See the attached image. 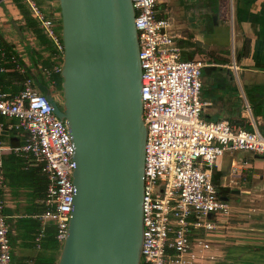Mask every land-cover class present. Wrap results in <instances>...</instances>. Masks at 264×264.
<instances>
[{"label":"built area","instance_id":"obj_1","mask_svg":"<svg viewBox=\"0 0 264 264\" xmlns=\"http://www.w3.org/2000/svg\"><path fill=\"white\" fill-rule=\"evenodd\" d=\"M25 2L54 45L53 67L42 69L44 82L54 87V76L63 66V38L56 18L36 0ZM132 2L142 65V117L147 127L141 264H202L214 254L203 236L192 238L193 231L220 229L224 225L207 216L220 212L230 217L232 212V205L219 196L213 182V166L226 152L239 149L264 155V134L226 119L204 118L205 108L212 105L202 98L204 68L213 63L209 58L182 57L178 39L169 31L170 19L158 14V0ZM12 61L13 69L24 71L15 56ZM6 70L0 62V74ZM62 101L57 100L63 110ZM6 130L24 132L23 143L15 149L42 165L48 176L46 209L37 217L42 224L54 223L56 239L63 244L77 193L73 182L76 146L68 121L57 115L32 76L17 93L0 87V150ZM3 181L0 161V185ZM45 230L37 241L44 238ZM0 264H13L11 228L1 193Z\"/></svg>","mask_w":264,"mask_h":264},{"label":"crops","instance_id":"obj_2","mask_svg":"<svg viewBox=\"0 0 264 264\" xmlns=\"http://www.w3.org/2000/svg\"><path fill=\"white\" fill-rule=\"evenodd\" d=\"M36 1L49 15L59 19V0ZM20 3L21 0H0V61H12L8 57L11 53L23 66V72L28 71L42 83L45 81L42 69L50 68L49 61L54 64L55 50L42 27L40 33L47 42L30 28ZM157 11L159 16L170 19L169 31L177 37L183 58H209L213 63L210 66L215 67L210 74L220 68L231 79L235 75L244 98L247 91L251 95V101L245 98L246 107L242 104L233 117L219 116L210 100L212 105L205 108L204 118L226 119L238 127L258 129L264 134V0H158ZM226 24L231 25V32ZM230 41L231 57L220 49ZM236 41L238 45L234 48ZM2 42L11 49L8 53ZM218 78L219 83H225V76ZM8 85L13 87L11 82ZM202 98L206 99L203 95ZM2 138L0 161L4 181L0 193L11 228L13 264L20 257L24 264H38L40 258L55 256L43 243L48 232H54V223L42 224L37 217L42 213L43 199L33 186L36 163L15 149L23 143L24 132L6 130ZM213 182L219 196L232 205V212L230 217L220 212L207 216L208 220L223 224L220 229L193 231L192 238L203 236L214 254V258L205 257L202 264H264V155L243 149L226 152L213 166ZM22 218H29L32 223L22 225ZM45 228L44 238L37 241ZM18 235L22 238L16 247L13 240Z\"/></svg>","mask_w":264,"mask_h":264},{"label":"water","instance_id":"obj_3","mask_svg":"<svg viewBox=\"0 0 264 264\" xmlns=\"http://www.w3.org/2000/svg\"><path fill=\"white\" fill-rule=\"evenodd\" d=\"M59 5L63 110L51 88L45 95L69 124L77 193L56 264H141L147 127L133 2Z\"/></svg>","mask_w":264,"mask_h":264},{"label":"rangeland","instance_id":"obj_4","mask_svg":"<svg viewBox=\"0 0 264 264\" xmlns=\"http://www.w3.org/2000/svg\"><path fill=\"white\" fill-rule=\"evenodd\" d=\"M56 21H57L58 27H59V24H60L59 19H57ZM226 27H227V31L231 32V25L229 24V26H227V24H226ZM182 31H183V28H182ZM237 45H238V42L236 41V43H234V48H236ZM53 47H54V45H53ZM220 49L223 52V54H227L228 56L230 55V57L232 56V42L231 41H230L228 46H223ZM63 59H64V57L61 58V61H63ZM52 67H53V65L50 68H52ZM58 75L62 76L61 73ZM220 75H222V77L225 76V79H224L225 85L219 83L220 78H218V77H220ZM207 77L208 78L210 77V79H207ZM40 86L38 85V89L45 93L46 89L44 87V84H40ZM57 90H58L57 96L59 97V101L61 102L62 101L61 98L63 96V94H62L63 91L62 90L60 91L59 89H57ZM242 91L243 90L240 88V85L237 81L236 76L234 75L233 79H231L229 76H227L226 71L222 70L220 68L214 70L213 73L210 74L209 76H204V85H203V89H202V95L207 100L209 99V100L213 101L214 108L218 109L219 116H221V117H225V116L233 117L237 113V110L241 107L242 104L246 107V99L245 98H247L248 101H251L250 93L247 91L245 98H244ZM239 93H241L242 95L240 96ZM60 104H63V101ZM6 119H8V118H6ZM20 222L22 225L24 224L25 226H29L32 223L31 219H29V218H22V219H20ZM52 229H54V226ZM21 238L22 237L20 235H18V237H14L13 243L16 245V247L19 245L18 241ZM46 241H47V245L50 246L46 250L52 251V253L55 254L54 257L57 258V260H58V257L60 255V251L62 249L63 244L59 242V246H60L59 250L58 249L53 250L55 248L53 247L54 241H53V235L52 234H50V236L48 237V239ZM18 256L20 257L21 255H18ZM22 259L23 258H21V257L16 259L15 264H24L25 262Z\"/></svg>","mask_w":264,"mask_h":264},{"label":"trees","instance_id":"obj_5","mask_svg":"<svg viewBox=\"0 0 264 264\" xmlns=\"http://www.w3.org/2000/svg\"><path fill=\"white\" fill-rule=\"evenodd\" d=\"M20 7H21V10L23 11L25 17H26V20L28 21V25L30 26V28L33 29V31L37 32V34H39L41 32V29L39 26V22L38 20L30 13V10L29 8L27 7V4L24 3L23 0H21V3H20ZM59 21H60V24H59V27L58 30L62 36V23H61V13L59 14ZM58 25V23H57ZM43 32V31H42ZM45 34V33H44ZM40 35V40H42L43 42H47V38L49 39L48 36H46L45 38L41 35V33L39 34ZM2 47H4L6 49V52L8 53V51H10L11 49H9L8 45L4 42H2ZM52 48V47H51ZM55 50V49H54ZM8 57H12L11 53H9V56ZM9 58V59H10ZM6 68H13L15 66V63H13V61H7V62H2L0 61ZM52 62L49 61L48 62V66H52ZM32 74L29 73L28 71H25L23 73L19 72L18 70H13V71H6V72H3L0 74V87L3 91H6V92H12V93H17L18 91H20L23 86V81H25L26 78L28 77H31ZM54 79H55V83H56V89H59L60 91L63 90L62 89V82H63V78L62 76H59V75H55L54 76ZM11 82L13 84V87H10L8 85V83ZM38 85L40 86V84H44V87L45 89L49 87V85L45 82H42L41 81H38ZM41 87V86H40ZM46 91V90H45ZM35 162V161H34ZM36 163V162H35ZM34 171H35V175H34V178H33V186L37 189H39L38 192V196H40L42 199L45 198L46 196V189H47V186H48V183H49V180H48V176L43 168L42 165L36 163L35 167H34ZM42 206V209H41V212H43L45 209H46V205L44 204V202L41 204ZM50 234L53 235V247L55 249L53 250H59V242L57 241L56 239V236H55V232H48V235L47 237L45 238L44 240V247L46 249H48L50 246L47 245V239L48 237L50 236ZM52 248V247H51ZM57 263V258L54 257V255H51L49 258L48 257H44V258H40L38 260V264H56Z\"/></svg>","mask_w":264,"mask_h":264},{"label":"flooded vegetation","instance_id":"obj_6","mask_svg":"<svg viewBox=\"0 0 264 264\" xmlns=\"http://www.w3.org/2000/svg\"><path fill=\"white\" fill-rule=\"evenodd\" d=\"M207 79H210V77L208 78L207 77ZM49 88H51V94L55 97V99H56V101L59 99V97L57 96L58 94V90L56 89V87L54 86V87H49ZM63 97V96H62Z\"/></svg>","mask_w":264,"mask_h":264}]
</instances>
